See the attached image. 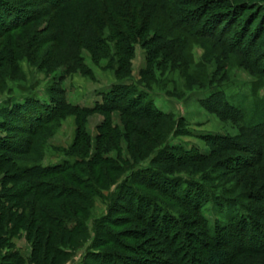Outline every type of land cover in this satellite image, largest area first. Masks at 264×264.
<instances>
[{"label": "rangeland", "instance_id": "rangeland-1", "mask_svg": "<svg viewBox=\"0 0 264 264\" xmlns=\"http://www.w3.org/2000/svg\"><path fill=\"white\" fill-rule=\"evenodd\" d=\"M9 1L30 12L36 9L46 14L42 16L39 13L36 15L33 13L32 18L24 26L0 35V111L6 105L8 109L14 105L15 101L29 96L44 101H49L53 96L57 98L59 87L65 90L68 102L73 104L94 106L96 101H102L103 92H108L116 80L113 72L117 68L115 61L114 67L106 68L107 58L103 57L101 64H96L92 61L90 54L79 47L76 51L80 53L81 50L86 63L94 69L95 76L90 77L91 75L81 73L79 65L81 66L83 61L78 62L68 55V51L72 49L70 44L60 47L48 40L49 34L54 30H48V21H51L49 18L54 12L46 6L48 3L43 0ZM110 1L115 2V0ZM233 1H235L232 3L234 7L240 5L244 9V18L235 27L240 29L254 23L251 27L250 33H252L263 18L264 0ZM85 3L87 8L96 5L95 0H83L81 3L73 4V7L82 12ZM134 4H142L143 12L147 6L144 0H134V2L129 0V8ZM209 12L211 13V9ZM71 13V10L63 13L65 17L61 18L58 30H54L55 32L59 29L65 30L69 23L68 19L70 20L69 15L72 16ZM123 29L125 30L122 27L121 30L124 31ZM136 43L133 56L125 58L132 61L130 76L134 78L131 79L139 87L146 88V84L150 85L155 103L171 116L160 120L128 121L129 119L122 117L120 112L116 111L109 116L112 126L117 128L116 132L99 137L105 130L102 125L107 119L106 115L91 114L86 118V122H84L85 117L78 116L76 112L65 111L59 115V123L48 125L33 138L34 142L46 139V157L40 161L41 163L56 164L67 158L76 140L78 123L84 122L80 138L77 140L79 144L77 149L80 150L82 145L88 146V154H86L92 156L98 148L104 155L113 157L116 162L114 164L122 166L123 171L108 169L109 166L103 165L105 170L107 168L111 172L108 180L111 183L108 188L103 187L102 196L93 194L90 203L77 202L80 208L78 215L85 218L84 230L82 229L81 233L74 235L60 232L58 237L59 233L57 231L52 233L49 226L42 229L40 225H35L31 235L35 236L38 228L44 239V245L50 244L51 241L57 242L47 245V248L50 249L52 245L57 244L71 250L70 256L57 259V262L61 264H114L112 260L110 261L113 257L121 261V264H185L183 257L187 245H191L189 247H192L194 253L199 251L195 253L196 256L203 257L206 254L207 244L213 245L216 241L229 247L230 260L227 264L242 262L264 264L263 251L247 253V249H239L242 243H247V239L241 240L240 228L236 223L240 217L250 215L253 228L256 229L255 223L260 225L257 229H262L258 232L264 240L261 234L262 231L264 233V214L262 213L264 204L257 201V197L264 196V160L257 152V147L264 149L260 137L257 136H261L260 132L244 138L245 129L242 123L228 120L216 112L209 111L200 102L215 90L224 92L225 96L237 105L252 107L256 102L260 104V99L264 97V76L260 73V68L258 66L257 70L254 66L251 68L246 58L241 55L234 56L225 51L213 53L210 41L200 40L192 46V53L196 63L194 70L204 80L193 77L194 72L191 66H187L182 59L174 55L169 62H165V67L162 65L163 68L158 70L160 82H156L151 76L142 75L149 63L148 50L155 46L146 47L143 43ZM172 59L176 61L177 66L172 71L174 73L170 74ZM261 64L264 66V60ZM151 66L156 70V65ZM171 75L174 78L173 81L168 79ZM244 113L248 118L250 112ZM9 118L13 124L22 125L16 117L9 116ZM134 123H137L138 127L149 130L147 138L133 129ZM1 133L13 139H19L20 147H26L27 140L32 138L29 134L18 133L17 130L1 131ZM213 134L236 137L241 141L245 139V145L256 144V146L251 152L237 149L214 150L215 148L206 140L207 135ZM83 135L90 137L89 145L85 144L87 139ZM167 148L169 151L173 150L176 156H182V161L169 160L168 162L161 157L158 159L160 152ZM198 154L210 156L204 161L191 160L190 157ZM19 157L25 161L24 163L40 160L32 155ZM237 157L239 159L235 160ZM146 169L151 170V173L160 171L163 176H155L156 179L149 180L148 176L142 178V174L138 175L142 170L149 175L150 172ZM3 173L4 171L0 173V179ZM144 178L148 181L144 182ZM179 178H182L184 182L188 180L199 182L198 184L206 187L214 196L218 198L223 196L225 199L209 200L203 207L207 220L213 226L212 232H207L212 236L204 235L203 228L193 226L196 218L192 216L191 205L182 204L181 200L171 197V193L168 192L170 189L183 195V190L186 187L189 188L187 183L180 182L181 180L178 182L181 187L179 190H174L166 184L173 179L178 181ZM125 181L130 186L129 193L124 192L125 189H123L128 200L122 202L124 208L116 205L117 207L113 210L114 195L119 193V186ZM27 184L29 182L26 178L16 183L18 188ZM193 189L195 190V187ZM134 193L157 202V207L150 206L148 201L139 203V199H133ZM34 197L31 194L30 198ZM130 200H135L132 211ZM233 200L235 201L233 204H237L235 208L229 204ZM162 205L174 222L171 223L168 219L159 227L153 224L148 216L155 211H160ZM140 213L148 217L146 221L138 216ZM229 213L237 215V219L230 225L234 227L233 237L229 234L230 229L228 232L222 230L230 223L227 218ZM176 222L178 225L181 222L185 223L182 231L185 230L186 233L177 227ZM105 230L113 236L107 234ZM28 236L30 235L26 229L18 230L13 236L15 249L25 258L31 257L34 246ZM198 236L201 237L200 240ZM46 247L43 246V248ZM195 248L197 250H194ZM42 253L44 254L43 250ZM100 255H109L108 260L107 258L102 260ZM129 258L132 259L130 262H128ZM189 262L187 261L186 264ZM49 263L51 260L48 261Z\"/></svg>", "mask_w": 264, "mask_h": 264}, {"label": "trees", "instance_id": "trees-1", "mask_svg": "<svg viewBox=\"0 0 264 264\" xmlns=\"http://www.w3.org/2000/svg\"><path fill=\"white\" fill-rule=\"evenodd\" d=\"M43 1L48 3L46 6L50 11H54L49 18L51 21H48V30H58L61 18L65 17L63 13L70 10L72 12V16L69 15L70 20L68 19L69 23L65 30L59 29L56 32L53 30L49 34L48 40L60 47L70 44L72 49L68 51V55L78 62L81 61L82 63L83 61V64L79 65L80 72L91 75L90 77L95 76L94 69L86 63L81 50L80 53L76 51L79 47L80 49L84 48L96 64L99 63L100 65L101 59L107 58L106 68L114 67L113 62L115 61L117 68H113V72L116 80L108 92H103L102 101H96L94 106L68 102L65 90L59 87L57 98L53 96L49 101H44L29 96L15 101L14 105L8 109H6V105L0 111V173L4 171L0 179V264H48L50 260L51 263L49 264H61V262H57V259L62 256H70L71 250L57 244L52 245L50 249L47 248V245L57 242L51 241L50 244L44 245V239L38 228L36 235H31L34 231L33 226L40 225L42 229L49 226L48 228L52 233L55 231L59 233L58 237H60V232L74 235L81 233L82 229L84 230L85 218L78 215L80 208H78L77 202L90 203L93 194L102 196L103 187L108 188L111 183L108 182L111 177L109 168L123 171L122 166L114 164L113 157L104 155L98 148L92 156L87 155L88 146L82 145L80 150L77 149L79 146L77 140L82 131L81 127L83 128V124L89 115L94 113L106 115L107 119L102 125L105 130L99 137L116 132L117 128L112 126L109 119V116L116 111L120 112L122 117L129 119L128 121L136 119L160 120L171 116L170 113L164 112L155 103L150 85H144L146 88L139 87L131 79L134 78L130 76L132 61L125 58L133 56L136 42L143 43L146 47L155 46L148 50L149 63L142 75L151 76L152 80L155 79L156 82H160L158 70L163 68L162 65L165 67V62H169V59L173 58L174 55L178 59H182L187 66H191L194 72L193 77L204 80L194 70L196 63L192 53V46L200 40L210 41L213 53L218 54L225 51L234 56H243L252 66L251 68L254 66L257 70L258 66L260 73L264 76V66L261 64L264 60V49H262L264 47V21H262L264 15L252 33H250L251 27L254 23L239 29L235 26L239 25L244 18V9L240 5L234 7L232 3L235 1L233 0H144L147 4L144 12L141 10L142 4H134L129 8V0H115L114 3L110 0H95L96 5L91 8H87L85 3L84 8L81 7L82 12L77 11L73 4L81 3L83 0ZM211 6L212 8H210ZM209 9H211V13ZM35 11L36 9H33L30 12L9 0H0V35L24 26L32 18L33 13L35 15L39 13L42 16L46 14L39 10ZM122 27L127 31L124 29L122 31ZM175 62L172 59L170 74L174 73L172 71L176 69L177 64ZM151 65H156V70ZM168 79L173 81L174 78L171 75V78ZM211 93L208 97L201 99L202 105L209 111L216 112L228 120L242 123L245 129L244 138L245 136L257 135L256 133L260 132L261 136H257L260 137L264 147V97L260 99V104L256 102L255 106L247 107L242 104H235L225 96L224 92L214 90ZM65 111L76 112L78 116L85 117V120L78 123L76 140L71 146L69 156L60 163L45 165L40 161L46 157V139L43 138L34 142L33 138L48 125L55 122L56 124L59 123V115ZM244 112L247 114L250 112L248 118ZM9 116L19 119L22 125L13 124ZM136 124L132 125L133 129L138 131L142 137L147 138L149 130L138 127ZM14 130L32 136L31 139L27 140L26 147L19 146V139H13L1 133V131L12 132ZM83 136L87 139L85 144L89 145L90 137ZM206 140L215 148L214 150L218 151L237 149L251 152L256 146V144L245 145V139L241 141L236 137L227 135H207ZM168 149L161 151L158 159L161 157L168 162L169 160L172 162L182 161V156L178 157L173 150L169 151ZM257 152L264 160V149L257 147ZM20 155H32L40 160L24 163L25 161L19 157ZM209 156L198 154L190 158L193 161H204ZM238 159L239 157L235 158V160ZM103 165L109 166L108 169L105 170ZM148 171L150 172L149 175H146L144 170L140 171L138 175L142 174V178L148 176L149 180L163 176L160 171L156 173H151V170ZM25 178L28 179L29 184L18 188L16 183ZM126 181L119 186V193L114 195L113 210L117 207L116 205L124 208L122 202L128 200L127 194L124 192L129 193L130 186ZM146 181L148 180L144 178V182ZM179 181L184 182L182 178H179L178 181L173 179L166 184L174 190H179L181 188L180 183L178 184ZM184 183H187L189 188L186 187L183 190V195L170 189L167 190L171 193V197L181 200L182 204L191 205L192 216L196 218L193 226L203 228L204 235L212 236L207 232H212L213 226L207 220L203 207L209 200L222 201L225 199L223 196L219 198L214 196L210 190L198 184L199 182L195 183L188 180ZM123 189H125L124 192ZM31 194L35 196V199L30 198ZM133 195V199H139V203L148 201L150 206L157 207V202L150 198L143 197L138 193ZM261 197L263 198L257 197V201L264 204V196ZM134 202L135 200L129 201L132 206L131 211ZM234 202L233 200L229 204L235 208L237 204H233ZM222 205L224 206V204ZM262 213L264 214V209H262ZM138 216L144 221L149 217L156 226H162L163 222L168 219L171 220V223L174 222L163 205L160 207V211L153 212L151 216L145 217L146 215L143 213L138 214ZM105 218L109 219V217ZM227 218L230 223L222 230L228 232L230 229L229 234H232L233 237L234 227H230V225L237 219V215L229 213ZM236 223L240 228L241 240L247 239V243H242L239 249H247V253H252L251 251L260 252V250L264 252V240L258 232L262 229H257L260 225L255 223L257 230L254 229L250 215L249 217H240ZM175 224L181 231L183 226L185 227L183 222L180 223L181 226L177 222ZM20 229H26L30 235L28 238L34 243L32 255L29 258H25L15 249L13 236ZM105 232L113 236L108 230ZM182 232L186 233L185 230ZM262 232L261 234L264 236ZM198 239L200 240L201 237L198 236ZM189 245L184 250L183 261L185 260V264L187 261H190L189 264H227L230 260L229 247L221 245L218 241L213 245L207 244L206 254L203 257L196 256L195 253L199 252L197 247L194 249L197 250L194 253ZM99 257L102 260L104 258L108 260L109 255H100ZM111 260L114 264H121V261H117L114 257ZM131 260L129 258L128 262ZM241 264L248 263L242 262Z\"/></svg>", "mask_w": 264, "mask_h": 264}]
</instances>
